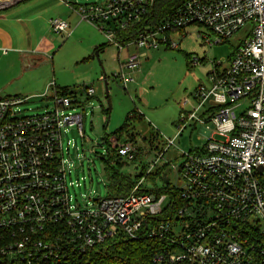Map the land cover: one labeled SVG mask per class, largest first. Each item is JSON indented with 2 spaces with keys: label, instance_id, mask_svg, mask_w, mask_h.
Returning a JSON list of instances; mask_svg holds the SVG:
<instances>
[{
  "label": "built area",
  "instance_id": "2783aa9c",
  "mask_svg": "<svg viewBox=\"0 0 264 264\" xmlns=\"http://www.w3.org/2000/svg\"><path fill=\"white\" fill-rule=\"evenodd\" d=\"M154 2L107 0L74 3V9L123 48L118 32L141 24ZM49 23L53 32L71 34L64 19ZM194 24L214 36L200 35L211 46L243 28L248 33L228 64L214 61L207 81L181 102L175 137L193 121L205 126V136L201 148L182 151V164L173 166L176 194L139 192L150 168L128 195L75 202L70 188L77 183L68 179L72 163L65 157L74 142L65 146L63 135L76 126L85 135L94 87L82 84L71 89L77 95H67L51 82L54 107L43 112H24L30 97L0 95V264H74L119 236L163 241L155 256L161 264H264V0H187L156 28L140 32L122 64L135 70L148 49L177 48L175 34ZM124 72L114 77L127 87L133 78ZM104 143L103 159L114 152L132 161L143 152L116 135Z\"/></svg>",
  "mask_w": 264,
  "mask_h": 264
},
{
  "label": "rangeland",
  "instance_id": "374dc122",
  "mask_svg": "<svg viewBox=\"0 0 264 264\" xmlns=\"http://www.w3.org/2000/svg\"><path fill=\"white\" fill-rule=\"evenodd\" d=\"M48 1L51 0H22L16 6L23 15L37 17L31 26L32 37L26 32L20 33L23 44L29 46L40 38L45 40L31 57L28 49L27 52L23 49L21 53L8 50V56L0 58V90L4 93L30 95L29 101L22 108L24 112L31 113L54 107V89L50 88V81L56 82L59 88L72 90H80L82 84L94 87L95 94L85 106V135L79 133L77 126L70 127L63 135L65 146L68 140L74 142L65 157L72 163L71 178L68 179L77 183L70 188L75 202L85 205L93 198L108 196L107 178L101 170L102 154L108 148L104 141L107 134L120 127L133 110L144 117L142 120L136 116L129 123L131 133L143 152L140 158L128 161L123 170L134 178L144 165L147 169L151 168L152 173L166 165L170 182L175 183L178 179L173 166L182 164V151L201 148L205 136V126L200 123L194 126L196 122L193 121L181 135L175 137L178 130L176 124L182 110L181 102L185 97L192 96L200 83L207 81L214 61L228 64V60L247 37V28L211 46L204 43L200 36L207 35L214 39L208 29L197 24L187 26L174 36V40L179 42L177 48L162 44L148 49L140 66L130 70L122 63L128 52L135 51V47L119 48L116 43H110L102 30L81 20L74 9V3L104 4L106 0ZM5 3L7 1H3V5L14 2ZM49 17L67 21L71 34L53 32ZM100 45L103 47L99 51L102 64L96 55L99 47L94 48ZM20 54L21 58L18 56ZM33 58L37 59L34 61L36 65ZM103 68L108 77L111 102L109 113L105 112L109 105ZM121 70L125 71L127 78H133L127 87L122 79L114 77ZM81 98L85 99L86 95L82 93ZM247 105L244 103L237 108V113L244 111ZM174 137V145L166 150L169 139ZM162 152L164 157H159ZM115 161L118 163L117 158ZM145 184H148L147 181Z\"/></svg>",
  "mask_w": 264,
  "mask_h": 264
},
{
  "label": "trees",
  "instance_id": "16d2710c",
  "mask_svg": "<svg viewBox=\"0 0 264 264\" xmlns=\"http://www.w3.org/2000/svg\"><path fill=\"white\" fill-rule=\"evenodd\" d=\"M187 0H155L152 7L149 9L146 19L141 24L132 25L124 30H120L117 34V40L122 45L127 46L133 42L137 35L147 28H156L163 21L168 19L174 12L181 7ZM102 48L99 47L98 51ZM108 79V77H107ZM58 91L64 92L67 95H77L70 88H59ZM105 112L109 113V108H105ZM139 116L142 120V114L133 110L129 113L124 123L112 133L107 134L108 139L111 135H116L119 140L136 141L131 133L130 121ZM142 152L140 150L137 158H140ZM117 158V162L115 159ZM134 159V160H135ZM128 161L120 159L118 154L109 155L103 159V167L107 178V187L109 188V196L128 195L133 191L136 183L144 176L147 168L141 167V171L132 178L131 175L123 170V167ZM118 164V165H117ZM167 166L163 165L157 168L155 173H150L146 179L148 184L139 188V192L145 190H164L176 194L173 190V185L166 183L168 180L166 173ZM164 248V242L159 239L143 238L131 239L119 236L115 239L106 241L98 250L90 251L79 259L73 261L74 264H161L155 261V256Z\"/></svg>",
  "mask_w": 264,
  "mask_h": 264
},
{
  "label": "crops",
  "instance_id": "0c3cea01",
  "mask_svg": "<svg viewBox=\"0 0 264 264\" xmlns=\"http://www.w3.org/2000/svg\"><path fill=\"white\" fill-rule=\"evenodd\" d=\"M62 1V0H60ZM107 1V0H106ZM47 2V1H46ZM48 2H55V0H51ZM9 3V2H7ZM5 3V4H7ZM19 4L18 3H13L11 5H7L4 8L0 9V58L8 56V50H14L13 52H19L21 53L24 51L23 49H28L29 57L33 55V53L38 50V47H40V43L45 40V38H40L38 41L35 43H30L31 45L26 46L23 44V37L20 33L26 32L28 35L32 37V31H31V26L33 25L35 19L37 18L36 16H28V15H23L22 11L18 9L16 6ZM0 5H3L1 3ZM54 7V4L52 5ZM52 18H48V22H50ZM70 27V25H69ZM22 44V45H21ZM134 45L128 44L126 47H132ZM101 47L103 50V47L100 46H95L94 48ZM135 47V46H134ZM130 53V52H128ZM127 53V54H128ZM20 58L22 57V54L18 55ZM127 56V55H126ZM125 56V57H126ZM27 58V56H25ZM28 59V58H27ZM36 58H33V62L36 61ZM37 62H34V65H36ZM54 81H50L49 84ZM56 83V82H55ZM57 86V84H56ZM58 87V86H57ZM4 91V90H2ZM55 92V90H54ZM0 94L2 96H13V95H23L21 93L17 92H1ZM29 97L30 95H23ZM34 95L32 94L31 97Z\"/></svg>",
  "mask_w": 264,
  "mask_h": 264
},
{
  "label": "water",
  "instance_id": "95a60500",
  "mask_svg": "<svg viewBox=\"0 0 264 264\" xmlns=\"http://www.w3.org/2000/svg\"><path fill=\"white\" fill-rule=\"evenodd\" d=\"M96 55L99 59V51H96ZM99 62L102 64L101 60L99 59ZM103 79H104V83H105V90H106V97L108 99V105H109V110L111 111V102H110V99H109V87H108V79H107V74L103 68ZM102 169V175H104V167L102 166L101 167ZM262 169V167H261ZM166 182H168L167 178H166Z\"/></svg>",
  "mask_w": 264,
  "mask_h": 264
},
{
  "label": "bare ground",
  "instance_id": "6f19581e",
  "mask_svg": "<svg viewBox=\"0 0 264 264\" xmlns=\"http://www.w3.org/2000/svg\"><path fill=\"white\" fill-rule=\"evenodd\" d=\"M3 1L12 2L14 0H0V4L3 3Z\"/></svg>",
  "mask_w": 264,
  "mask_h": 264
}]
</instances>
